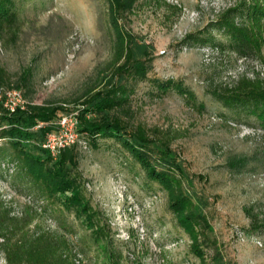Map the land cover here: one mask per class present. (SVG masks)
<instances>
[{"label": "rangeland", "instance_id": "1", "mask_svg": "<svg viewBox=\"0 0 264 264\" xmlns=\"http://www.w3.org/2000/svg\"><path fill=\"white\" fill-rule=\"evenodd\" d=\"M236 0H136L122 24L153 46L146 77L130 80L132 123L158 127L185 175L184 189L209 220L202 256L168 207L166 191L147 178L141 165L111 137L78 145V172L85 193L99 208L107 236L95 240L81 218L28 191L14 167H0V200L10 214L29 206L28 225L59 230L65 226L76 264H108L104 244L119 251L122 264H264V125L239 107H228L208 91L232 84L240 75H264L258 57H242L219 32L212 42L181 43L184 34L202 28ZM9 20L0 28V66L9 84H21L29 103H68L101 81L113 54L115 33L108 0H10ZM264 56V48H262ZM154 79H171L193 93L156 88ZM175 86V85H174ZM10 87V86H9ZM0 139V158L9 156ZM4 155V156H3ZM254 222V223H253ZM1 240V238H0ZM0 264H6L0 247Z\"/></svg>", "mask_w": 264, "mask_h": 264}, {"label": "trees", "instance_id": "2", "mask_svg": "<svg viewBox=\"0 0 264 264\" xmlns=\"http://www.w3.org/2000/svg\"><path fill=\"white\" fill-rule=\"evenodd\" d=\"M0 0V28L9 20L8 8ZM136 0H108L109 21L115 33L113 54L105 66L99 83L89 85L76 97L72 108L78 110L77 131L80 138L97 146L98 137L117 140L144 169L148 179L161 185L168 197V207L177 223L190 238L192 250L202 256L201 244L207 238L210 223L196 209L192 196L184 189L185 171L173 152L172 137L158 127L147 128L142 123H132L130 115V80L146 77L152 60L153 46L137 38L122 24L123 15L131 12ZM219 32L226 42L215 40L214 46L225 45L242 57H258L264 64V0H236L221 10L214 19L202 28L184 34L181 43H204L214 40ZM156 82V88L166 91L176 87L177 91L193 97L192 91L171 79ZM9 73L0 66V87L21 88V84H9ZM175 85V86H174ZM211 95L228 107H239L254 115L264 125V75L248 77L240 75L232 84L213 86ZM71 106L68 103H27L24 108L8 111L0 99V139H4L9 156L0 158V167H14L12 175L27 183L28 191L60 210L72 211L81 218L95 240L107 236L99 208L95 207L85 193L78 172V145L61 148L56 155L43 146L45 135L56 128L55 120ZM8 172V171H7ZM35 211L25 207L21 215L10 214V209L0 200V247L6 264H76L67 253L68 242L62 226L59 230L36 227L29 232ZM254 223V222H253ZM254 228H264L252 225ZM104 258L108 264H122L119 251L104 244ZM132 264H144L137 260Z\"/></svg>", "mask_w": 264, "mask_h": 264}, {"label": "built area", "instance_id": "3", "mask_svg": "<svg viewBox=\"0 0 264 264\" xmlns=\"http://www.w3.org/2000/svg\"><path fill=\"white\" fill-rule=\"evenodd\" d=\"M0 99L3 106L8 111H14L16 108H24L28 101L25 99L20 88L16 87H0ZM56 128L48 131L45 135L43 146L47 148L52 155H56L58 151L71 145L85 146L86 141L80 138L78 126V110L70 108L62 113L55 120ZM12 167V166H11Z\"/></svg>", "mask_w": 264, "mask_h": 264}]
</instances>
